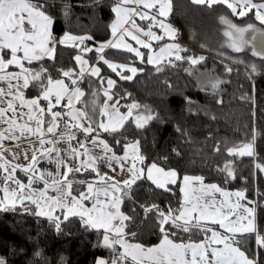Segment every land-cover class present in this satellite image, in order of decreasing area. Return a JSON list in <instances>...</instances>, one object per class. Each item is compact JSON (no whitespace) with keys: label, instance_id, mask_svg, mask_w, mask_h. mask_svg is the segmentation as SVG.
Listing matches in <instances>:
<instances>
[{"label":"trees","instance_id":"trees-1","mask_svg":"<svg viewBox=\"0 0 264 264\" xmlns=\"http://www.w3.org/2000/svg\"><path fill=\"white\" fill-rule=\"evenodd\" d=\"M172 4L167 20L177 30L174 39L179 40L180 48L184 49L179 54L205 59L192 65L187 59L176 60L172 55L161 62L159 66L163 70L159 72L157 65L148 63L146 48H143V61L123 49L95 51L99 43L112 36L110 23L115 0H46L45 10L54 21V39L59 40L64 33L91 38L87 40L93 45V51L83 53L89 61L96 60L100 74L92 77L86 72L80 79L79 85L86 92L102 84L99 80L102 75H112L115 78V85L110 89L112 101L138 103L141 108L134 112L149 114L150 111L155 117L144 128H137L134 118H130L116 133L99 131L111 148L121 153L124 144L139 140L141 154L146 157L144 167L155 162L175 169L180 179L184 174H195L222 188L245 191L248 198L256 201V226L264 235V58L253 54L254 50L261 49V45H257L259 40L251 41L253 31L251 45H242V51H235L231 47L232 38L226 35L229 27L220 17H226L238 27L252 24L264 29V25L255 19L253 12L239 17L225 5L209 8L190 0H172ZM82 48L70 43L56 44L55 59L45 57L42 61L28 62L27 67L37 71L46 68V76L65 78L62 71L76 72L74 57ZM104 60L136 67L138 72L132 80H124L119 74L121 70L113 72ZM251 65L256 66L255 72L251 71ZM227 68L232 71H226ZM130 74L123 70V75ZM46 76H42L44 83ZM65 79L71 81V78ZM24 91L28 96L41 95L36 82ZM40 103L45 107L48 102L41 99ZM58 130L64 131L62 121ZM248 143L253 144V156L228 151ZM226 165H230L232 175L225 170ZM95 176L96 172L82 170L69 178L90 181ZM180 179L168 186L171 191L156 188L148 180L138 181L133 186L130 198L124 197L121 204L124 215L131 217L130 221H125L126 239L152 245L162 238L158 213L145 209L152 205L164 212L180 208L183 203ZM73 184L76 193L84 187ZM206 226L227 234L210 221ZM174 231L176 235L170 238L177 242L205 238L202 231ZM131 233L136 235L131 236ZM236 239L242 251L254 257L257 264H264V248L256 243L255 233L237 235ZM111 256L112 252L103 246V230L86 227L79 217H69L57 230L54 221L23 207L0 210V258L6 264H96L98 258L108 260Z\"/></svg>","mask_w":264,"mask_h":264},{"label":"snow or ice","instance_id":"snow-or-ice-1","mask_svg":"<svg viewBox=\"0 0 264 264\" xmlns=\"http://www.w3.org/2000/svg\"><path fill=\"white\" fill-rule=\"evenodd\" d=\"M190 2L209 8L213 5H225L232 14L239 17H246L254 11L255 19L264 25V3H254L253 0H190ZM45 3L46 0H0V170L5 174L2 177L3 186L0 187V192L3 193L0 197V210L10 211L18 203L24 206L27 201L36 206L35 215L54 221L57 230L69 217H79L86 227L102 229L103 246L112 252V256L108 260H98L97 264H257L254 257L250 258L237 246L239 241L236 239L237 235L255 233L256 243L264 248V235L258 232L255 223L257 207L240 203L245 198V191L227 192L215 184L204 185L203 177L199 176L182 177L184 186L181 191L184 193V200L180 208L164 212L158 206L152 205L145 209L146 212L155 210L158 213L159 230L162 233L158 245L146 247L126 239L128 233L125 232L127 227L125 221H130L131 217L120 211V205L124 197L130 198L133 186L137 185L138 181L148 180L156 188L171 191L168 186L176 184L180 175L175 169H165L155 162L143 167L146 157L141 154L139 140L124 144V155L118 156L106 141L92 137L98 129L116 133L124 128L130 118H134L137 128H144L155 118L146 106L145 110L149 111V114L141 115L137 112L134 116V110L141 108L138 103L129 105L126 113L120 112L116 106L118 101L111 106L105 103L99 116L106 117V122L103 119L94 121L93 116L97 112L95 93L93 100L86 103L84 108H77L76 103H80L85 95L79 87L70 88L63 79L53 80L50 75L46 76L48 71L46 68L37 71L25 66V61L29 63L42 61L45 57L55 59L56 44L65 45L71 42L73 47H78L85 39H91L69 33H65L59 40L54 39L52 34L54 21L45 10ZM172 8V0H115L112 9L115 13V21L110 26L113 39L101 43L95 51L103 53L105 48L123 49L135 53L143 61L144 54L127 43L126 37H131V40L143 48L151 49V40L164 38L152 31L153 26H159L163 28L165 35L174 39L177 30L172 25L166 24L164 20L158 19V17H168L172 13ZM64 14L67 15V11ZM136 18L147 21L146 28L140 27ZM220 19L230 29L226 35L232 38L231 47L235 51L243 50L242 45L248 43L245 40V33L252 30L254 35L251 41L259 40L261 45V49L254 50L253 54L264 58V29H257L252 24L238 27L226 17L222 16ZM141 35L148 39H141ZM81 51L91 52L93 49L84 47ZM181 51L184 49L178 44H167L159 49L158 54L149 56L148 63L157 65L156 71L159 72L163 70L159 66L161 62L165 57L172 55H175L176 60L187 59L192 65L199 64L205 59L203 56L183 57L179 54ZM74 59L81 65L79 72L72 69L62 71L63 77L71 78L75 75L82 79L86 71L91 76H99L100 69L86 68L88 61L81 55L75 56ZM100 59H104L103 55ZM104 63L108 64L113 72L121 70L119 74L124 80H132L138 72L136 67L125 64L107 60H104ZM168 63L171 64L172 61L168 60ZM10 66L18 67L19 71H8ZM123 70L129 71L131 75H123ZM226 71L231 72L232 69L227 68ZM251 71H256L255 65H251ZM42 76H46V83L43 82ZM32 82L39 84L41 95L26 99L23 89H28ZM71 84L76 85L77 79H71ZM114 85V80H107L104 95L108 100H112L108 90ZM65 98H67L65 106L69 111L66 114L54 111L53 109ZM41 99L48 102L45 107L40 106ZM89 104L92 106V115L85 110ZM65 116L70 120L64 122L66 131L61 132L58 139H67L69 142L67 152L72 159L87 157L86 160H80L79 166L75 168L59 157L60 150L56 148L57 139H45L46 134L56 135L60 122ZM81 121H88V126ZM93 123L96 127L92 126ZM72 128L81 130L85 134V141H89L92 137L90 143L93 147H100L103 156L92 155L85 141H78L79 148L72 147L71 141L76 139L71 132ZM33 136L37 138L39 148L33 147L30 163L26 166L12 164L4 157L5 140L20 141L22 138L28 139ZM116 143L119 144L120 141L117 140ZM228 151L230 154L240 156L254 154L252 143L244 144L239 148H230ZM54 152L57 153L54 161L57 171L55 173L39 171L37 169L39 159L46 157L51 161ZM20 154L14 153V158H19ZM23 155L28 159L27 152ZM100 159L108 162L110 168L114 161L119 165V171L127 174V178L116 180L107 173L100 174L95 167L97 160ZM125 162L128 164L127 167ZM257 167L261 166L257 165ZM61 168L64 171H60ZM17 169L26 174L27 183L16 178ZM82 170L96 172L98 180L74 181L69 178ZM225 170L232 175L230 165H226ZM112 171L116 172L117 169L112 168ZM37 181L43 182V187H34ZM193 182H199V188H193ZM73 183L84 185V190L73 195ZM13 184L15 187H12ZM50 190L53 195H49ZM210 193H222L224 199L217 201ZM230 197L236 198L234 203L229 199ZM86 201H91V206H88ZM249 203L255 205L256 202ZM56 209L63 211V221L60 216L54 215ZM209 221L225 229L227 234L218 232L214 228L209 229L206 226V222ZM174 229L185 233L202 231L205 238L198 242L191 239L188 242H177L170 238L176 235ZM208 232L211 234L207 235ZM135 235L136 233H131V236ZM0 264H6V261L0 258Z\"/></svg>","mask_w":264,"mask_h":264},{"label":"crops","instance_id":"crops-1","mask_svg":"<svg viewBox=\"0 0 264 264\" xmlns=\"http://www.w3.org/2000/svg\"><path fill=\"white\" fill-rule=\"evenodd\" d=\"M253 2L254 3H264V0H253ZM115 6V5H114ZM253 13H254V11H253ZM158 19H162V20H164V22L166 23V24H170L169 22H168V20H167V17L165 18V17H158ZM115 21V13H114V16H113V19H112V21H111V23H110V26H111V24L113 23ZM136 22H137V24L138 25H140V27H142V28H146V26H147V23L148 22H145V21H140L138 18H136ZM110 29H111V27H110ZM152 31L153 32H155L157 35H160V36H163L164 38L162 39V40H151L150 42H151V45H152V47H151V49H146V59H147V61H148V57L149 56H154V55H156V54H158L159 53V49L161 48V47H164L165 45H167V44H173V43H175V44H178V45H180V41L179 40H176V39H173V38H171V37H169V36H167V35H165V34H163V32H164V30H163V28H160L159 26H153L152 27ZM70 34V33H69ZM65 35V33L64 34H62L61 35V37H60V39L61 38H63V36ZM72 35V34H71ZM74 36H76V35H74ZM84 37V36H83ZM113 39V37L111 36L110 37V39L109 40H112ZM141 39H148L147 37H144L143 35H141ZM108 41V40H107ZM107 41H105V42H107ZM105 42H102V43H105ZM126 42L127 43H129V44H131L133 47H136V48H138L142 53H143V47L141 46V45H138V44H136V42L135 41H133V40H131V37H126ZM70 44H72L71 42H69ZM101 43H99L98 44V47H99V45H100ZM79 46H84V47H88V48H92L93 47V45L92 44H90L89 42H88V40L87 39H85L84 40V42H83V44H81V45H79ZM5 51H8V50H5ZM98 57H99V55H98ZM6 59L8 58L7 56L5 57ZM165 58H167V57H165ZM96 59H97V57H96ZM27 61H25V66L27 67ZM97 65V63H96V60H93V61H89L88 60V64L85 66L86 68H88V69H90V68H92V67H95ZM8 71H19V68L18 67H16V66H10L9 67V69H8ZM86 72H88V71H86ZM86 72H85V74H86ZM84 74V75H85ZM92 77H94V76H92ZM53 80H56V79H63L64 81H65V83L66 84H68L69 85V87L70 88H74V87H79L84 93H85V97L83 96L82 98H81V102L80 103H76V105L77 106H80V107H83L84 108V105L86 104V103H88L89 101H92L93 100V93H95V105H96V109H97V112H96V115H94L93 116V119H98L100 116H99V112L101 111L100 110V106H101V102H102V100H103V88H104V84H101L100 86H95L94 87V89H92L89 93L88 92H86L85 91V89L83 88V87H81L80 85H79V81H80V78H77L75 75L73 76V77H71V79H77V84L76 85H72L71 84V81H68L67 79H65V78H52ZM23 91H24V89H23ZM24 94H25V98L26 99H32V98H35V97H37V96H28V95H26V93H25V91H24ZM66 100H67V98H65V100H64V104L66 103ZM40 106L42 107V105H41V103H40ZM61 106H56V108L57 109H59V110H61L62 109V111H64V109L63 108H65V105L63 106V107H61ZM91 104H89L88 105V108L87 109H85V110H87V111H89V114L90 115H92V112H91ZM56 108H54V109H56ZM25 111L27 110L26 108L24 109ZM65 112V111H64ZM47 125H45V127H46ZM59 129V128H58ZM99 131H102V130H99L98 129V131L95 133V134H92V137H99V138H101V139H103L101 136H100V134L98 133ZM61 132L62 131H60V130H57V133H56V135L55 136H53L52 134H46V136H45V139H47V140H49V139H51V138H56L57 136H60V134H61ZM92 137H90L89 138V141H87V145H90V140H91V138ZM82 138H84L85 139V134L83 133L82 134ZM82 138H80V139H82ZM79 140V139H78ZM104 140V139H103ZM105 141V140H104ZM90 146H92V145H90ZM110 146V145H109ZM3 147H4V151H3V155H4V157L8 160V161H10L12 164H20V165H23L24 166V164H25V162H28V163H30V157H31V154H32V150H33V147H35V148H38L39 147V142H38V140H37V138L36 137H30V138H28V139H21L20 141H9V140H5L4 141V145H3ZM111 147V146H110ZM95 148H97L98 150H100L101 151V148L100 147H95ZM113 150V149H112ZM24 151H26L27 153H28V159H26L25 158V156L23 155V153H24ZM114 151V150H113ZM125 151V149L120 153V154H122L123 152ZM102 152V151H101ZM115 152V151H114ZM14 153H21L20 155H19V158H14ZM103 153V152H102ZM119 156H122V155H119ZM61 158V157H60ZM151 163H149L148 165H150ZM98 166L97 167H102L103 166V164L101 163V162H99L98 161V164H97ZM114 165L115 166H112L111 168H107V170H106V173H107V175L108 176H113V177H116L117 175H118V173H117V171H118V169H119V165L118 164H116V163H114ZM147 165V166H148ZM143 166V165H142ZM147 166H145V167H147ZM160 166V165H159ZM96 167V166H95ZM144 167V166H143ZM162 167V166H161ZM73 168H75V167H73ZM112 168H116L117 169V171L116 172H113L112 171ZM165 169H172V168H165ZM19 170V171H18ZM17 171L20 173L22 170H20V169H17ZM99 171V170H98ZM100 174L102 173V172H99ZM103 174H105V173H103ZM5 174L3 173V171L2 170H0V187H2L3 186V183H4V181H3V179H2V177L4 176ZM18 174L17 173H15V176H16V178L17 179H19V176H17ZM184 175H188V176H199V175H195V174H184ZM183 175V176H184ZM182 176V177H183ZM121 179H124V178H127V174L126 173H123V174H120V176H119ZM182 177H181V179H180V190L183 188V181H182ZM199 177H201V176H199ZM21 179V178H20ZM116 180H118L117 178H115ZM22 180V179H21ZM96 180H98V177H97V174H96V176L94 177V178H92V180H90V181H96ZM23 182H25V183H27V177L26 178H23V180H22ZM11 183V182H10ZM203 184L204 185H213V184H215V185H217L219 188H221V189H223L224 191H227V192H236V191H241V190H239V189H225V188H222V187H220L218 184H216V183H214V182H206V181H204L203 180ZM193 188H199V182H193ZM12 187H15V185L13 184L12 185ZM34 187H36V188H41V187H43V182H41V181H37L35 184H34ZM84 190V187L80 190V191H83ZM181 193H182V196H183V200H184V193L181 191ZM54 193L50 190L49 191V195H53ZM77 193L76 192H74V184H73V195H76ZM196 194H199V193H196ZM210 195H212V196H214L215 197V199L217 200V201H222L223 199H224V197H223V195H222V193H210ZM3 196V193L2 192H0V197H2ZM206 199H207V197H205ZM233 203L235 202V200H236V198L235 197H230L229 198ZM250 201H254V202H256L253 198H248L246 195H245V198L243 199V200H241L240 201V203L242 204V205H247V206H249V207H252V206H256V203H255V205H253V204H250L249 202ZM88 206H91V201H86L85 202ZM16 206H20V207H23V208H25L26 210H30V211H32V212H36L37 211V209H36V206L35 205H32V204H30L29 202H27V201H25V205L24 206H21L19 203L16 205ZM120 211L122 212V210H121V205H120ZM123 213V212H122ZM124 214V213H123ZM54 215H56V216H60V217H62L63 218V215H64V213H63V211L62 210H60V209H56V211L54 212ZM255 223H256V220H255ZM221 229H223V228H221ZM225 232H226V230L225 229H223ZM219 232V231H218ZM162 239V238H161ZM161 239L157 242V243H155V244H152V245H144V246H146V247H152V246H155V245H158L160 242H161ZM130 242H132V243H139V242H136V241H130ZM198 242V241H197ZM139 244H142V243H139ZM143 245V244H142ZM122 250V249H121Z\"/></svg>","mask_w":264,"mask_h":264},{"label":"rangeland","instance_id":"rangeland-1","mask_svg":"<svg viewBox=\"0 0 264 264\" xmlns=\"http://www.w3.org/2000/svg\"><path fill=\"white\" fill-rule=\"evenodd\" d=\"M244 27H246V26H244ZM230 29H227V32L229 31ZM163 34H164V32H163ZM251 35H252V30H249L247 33H245V40H247L248 41V43H246V44H244V45H251V43H250V37H251ZM83 48H84V46H83ZM77 55H81L82 56V58L84 59V60H87L88 61V58H87V56H85V54L82 52V51H80V52H78L77 53ZM76 55V56H77ZM80 67H81V65L77 62V69H76V72H79V70H80ZM95 67H98L99 69H100V67H99V64H97ZM131 75V74H130ZM108 79H111V80H114L115 81V78H114V76H112V75H106L105 77H103V75H102V77L99 79L101 82H102V84H104L103 86H104V88H103V100H102V102H101V106H100V110L102 111L103 110V105L105 104V103H107L109 106H111L112 104H114V103H116L117 102V100H115V101H112V100H108L107 99V97L104 95V92H105V90L107 89V80ZM109 91V93H110V95L112 96V93H111V90H108ZM67 104V100H66V103L64 104V101H62L61 102V104L60 105H58V106H61V107H63L64 105H66ZM132 103H118L116 106L119 108V110H120V112L121 113H126L127 111H128V106L129 105H131ZM60 107V108H61ZM76 107L77 108H83V107H80V106H77L76 105ZM64 109V111H62V109L61 110H59V109H53L54 111H60V112H62V113H67L68 111H69V109L65 106V108H63ZM136 113L137 112H134V116L136 115ZM139 114H141V115H147L146 113H143V112H139ZM63 119H65V121L66 120H70V118L69 117H67V116H65ZM101 119H103V120H105V122H106V117H99L97 120H101ZM94 121L96 120V119H93ZM82 123H84L85 124V126H88V121H81ZM93 127H96V124L95 123H93V125H92ZM77 131H80L82 134H83V132L81 131V130H79V129H77V128H75ZM76 130H74V128H72L71 129V132H72V134H74L75 135V131ZM76 137V136H75ZM96 137V136H95ZM59 138V136H57L56 138H51V139H49V140H52V139H57L58 140V142H57V144H56V148L57 149H59L60 151H59V157H61V158H63L66 162H67V164L68 165H70V166H72V167H78L79 166V164H80V160H82V159H84V160H86L87 159V157H80V158H77V159H72L70 156H69V154H68V152H67V149H68V146H69V142L67 141V139H63V140H59L58 139ZM98 139H101V138H99V137H97ZM101 140H103V139H101ZM78 141H85V139L84 138H82V139H75V140H73V141H71V146L72 147H74V148H79V144H78ZM131 142H133V141H131ZM85 143H87V141H85ZM90 143V142H89ZM130 143V142H129ZM90 145H92L91 143H90ZM90 145H87L90 149H91V152H92V155H94V156H96V155H99V156H103V153L100 151V150H98L97 148H95V147H93V146H90ZM109 145V144H108ZM47 147H51V145H47ZM39 148V147H38ZM233 148H239V145H237V146H235V147H233ZM81 151H83V149H81ZM24 152H26V151H24ZM116 153V152H115ZM38 155H39V153H38ZM116 155H124V152L122 153V154H120V153H116ZM57 158V153H53L52 154V160L50 161L48 158H46V157H42V158H40L39 159V163H38V165H37V169L39 170V171H45V172H52V173H55L56 171H57V167H56V164H55V159ZM98 161L99 162H101L102 164H103V166L102 167H97L98 165ZM114 161L112 162V166H115L114 165ZM28 164V162H25V164H24V166H26ZM96 168L99 170V172H102L101 174H103V173H106V170H107V168H110L109 167V164H108V162H106L105 160H103V159H100V160H97V162H96ZM111 166V167H112ZM125 166L127 167L128 166V164H127V162H125ZM19 171V170H18ZM18 171H16V173L18 174L17 176H19V179L21 178L22 180H23V178H26V174L23 172V171H21L20 173L18 172ZM60 171H64V169L63 168H61L60 169ZM117 173H118V175L115 177V178H117L118 180H121V178L119 177L120 176V174H123V173H121L120 171H119V169H118V171H117ZM46 178H48V177H46ZM20 179V180H21ZM21 180V181H22ZM100 259H105V258H103V257H100V258H98V260H100ZM97 260V261H98ZM96 264H97V262H96Z\"/></svg>","mask_w":264,"mask_h":264},{"label":"built area","instance_id":"built-area-1","mask_svg":"<svg viewBox=\"0 0 264 264\" xmlns=\"http://www.w3.org/2000/svg\"><path fill=\"white\" fill-rule=\"evenodd\" d=\"M61 121H62L63 124H64L65 119H62ZM65 131H66V130L64 129L63 132H65ZM74 133H75L76 139H80V138H82V133H81L80 131H77V130H76Z\"/></svg>","mask_w":264,"mask_h":264},{"label":"flooded vegetation","instance_id":"flooded-vegetation-1","mask_svg":"<svg viewBox=\"0 0 264 264\" xmlns=\"http://www.w3.org/2000/svg\"><path fill=\"white\" fill-rule=\"evenodd\" d=\"M260 43H257V45H259Z\"/></svg>","mask_w":264,"mask_h":264}]
</instances>
